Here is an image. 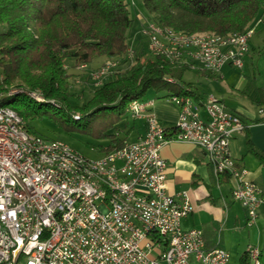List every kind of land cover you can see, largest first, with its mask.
I'll return each instance as SVG.
<instances>
[{
    "label": "built area",
    "instance_id": "built-area-1",
    "mask_svg": "<svg viewBox=\"0 0 264 264\" xmlns=\"http://www.w3.org/2000/svg\"><path fill=\"white\" fill-rule=\"evenodd\" d=\"M146 24L150 22L142 31L154 56L156 27L146 31ZM249 37L221 50L191 42L187 50L199 46V53L192 54L219 61L220 71L228 65L242 68ZM200 46H207V53H200ZM124 62L101 66L95 73L108 76ZM172 99L180 107L174 131L152 112L153 100L142 98L129 109L133 118H145V132L99 156V163L118 177L121 187L130 189L145 217H136V211L127 210L121 201L100 195L97 185L78 179L76 169L57 161L61 152L36 144L54 156L53 164H41L40 157H29L15 146L8 129H0V264H228L230 253L217 244L208 245L203 229L182 226L194 204L187 190L168 191L161 148L171 136L181 135L203 150L206 161L208 154L219 151L220 167L234 180V200L246 209L251 226L264 204V190L248 178L231 146L247 123L214 95L204 103L175 95ZM259 112L264 117V105ZM247 249L250 264H262L261 248L250 244Z\"/></svg>",
    "mask_w": 264,
    "mask_h": 264
},
{
    "label": "trees",
    "instance_id": "trees-1",
    "mask_svg": "<svg viewBox=\"0 0 264 264\" xmlns=\"http://www.w3.org/2000/svg\"><path fill=\"white\" fill-rule=\"evenodd\" d=\"M142 4L152 21L183 32H241L264 15V0H142ZM133 22L126 0H0L4 86L39 90L45 98L35 101L21 94L3 93L0 104L13 108L34 132L32 120L48 119L70 133L108 138L107 145L100 146L106 152L122 145L126 137L119 135L120 122L129 104L145 97L149 89L171 91L165 96L189 95L200 102L197 87L183 79L192 69L187 64L171 63L148 52L135 65L125 67L135 61V55L129 57V50L134 53L136 46L127 48V33ZM100 56L121 57L109 60L126 62L117 64L87 102L74 104V74L65 64L92 62ZM202 73L209 78L218 76L207 69ZM7 87L2 86V90ZM242 93L254 104L264 105V86L254 93L247 89ZM75 112L80 115L75 117ZM262 121L263 116L254 122ZM246 137L249 152L264 164V150L253 143L248 131ZM240 264H250L247 251Z\"/></svg>",
    "mask_w": 264,
    "mask_h": 264
},
{
    "label": "crops",
    "instance_id": "crops-1",
    "mask_svg": "<svg viewBox=\"0 0 264 264\" xmlns=\"http://www.w3.org/2000/svg\"><path fill=\"white\" fill-rule=\"evenodd\" d=\"M126 1L129 3V0ZM134 1V4L129 3L128 7L134 21L140 22L144 13L141 9L144 6L142 0ZM263 19L264 15L262 21ZM258 23H261V21L254 22L253 26ZM252 52L254 51H250L248 55L246 53L245 63L248 60L247 58H253ZM224 68L226 71L231 69L229 65ZM253 77L254 80L246 81V85L240 91L245 89H249L248 91L251 93L256 91L259 86L256 85L255 75ZM198 91L201 96L200 101L205 100V92L199 89ZM210 95L217 96L216 94ZM189 97L195 100L192 96ZM164 100V98L153 100L154 103L151 108L164 127L172 132L178 120L180 107L176 103ZM224 104L228 109L240 114L247 123L245 131L232 140L233 154L238 164L247 170L248 178L264 190V164L249 152L246 137L248 131L253 143L264 150V124H261L264 121L254 122L261 115L255 116L242 105ZM145 129L144 117L133 119L128 128L125 124V131L131 138L138 137L145 132ZM161 154L167 162L168 191L177 193L181 190H187L194 204V210L182 219V226L184 228L198 227L203 229L204 238L208 245L217 244L230 253L228 264H231L232 256L234 257V264H240V257L246 252L250 244L261 247L262 262L264 264V204L259 208L256 222L249 226L246 224V209L232 196L234 180L225 172L216 174L213 167L206 161L202 149L190 141L171 140L163 145Z\"/></svg>",
    "mask_w": 264,
    "mask_h": 264
},
{
    "label": "rangeland",
    "instance_id": "rangeland-1",
    "mask_svg": "<svg viewBox=\"0 0 264 264\" xmlns=\"http://www.w3.org/2000/svg\"><path fill=\"white\" fill-rule=\"evenodd\" d=\"M141 1V0H139ZM134 0H129L130 4H134ZM128 3V4H129ZM141 3V2H140ZM132 4V5H133ZM141 10L144 11L143 18L140 20V22H133V25L128 29L127 33V48L128 46L134 45L136 47H133L135 56V61L132 62L130 66H125L126 68L131 67L132 65H135L137 63V59L144 58L148 54V42L147 38L143 35L142 27L144 24L151 20L150 16L147 14L146 10L142 8ZM261 21V23H258L255 26H250L253 28V32L250 34L249 37V46L250 49L247 53L249 54L250 51L253 54V58H247V62H244V65L242 68H237L230 66L231 69L228 71L223 68L222 71H214L218 74V76L209 78L205 75H203L202 71L198 68L199 66L196 65V67H192L191 70H188L185 74L183 79L186 82H191L194 86L198 87V89L202 92H205V99L210 94H216L218 98H220L224 103L228 104H234V105H242L247 111L253 113L256 115H261L258 109V105L254 104L252 100L242 93L240 89L246 85L245 82L248 80H254V75L256 77V85L258 86H264V21H262V18L258 19ZM257 20V21H258ZM264 20V19H263ZM255 21V22H257ZM172 27V26H171ZM248 27V28H250ZM174 28V27H173ZM175 29V28H174ZM1 30V29H0ZM177 30V29H176ZM182 31V30H178ZM186 32V31H184ZM216 33L213 31H195V32H187V33ZM220 34V33H216ZM127 51V49H126ZM246 55V57H247ZM125 56V54H124ZM245 57V61H246ZM121 57H105L100 56L96 58L92 62H82L77 63L76 65L68 62L65 64V67L71 71L74 75V86L72 88V91L74 93L72 100L74 104L81 105L87 102L93 95L95 90L104 84V82L107 80V76L103 77L102 80H97L96 78H93L91 76L92 71H94L95 68L99 67L105 60L109 59H116ZM162 59V58H160ZM134 60V59H133ZM163 60V59H162ZM134 63V64H133ZM81 64H86V66H81ZM253 66V67H252ZM82 67V68H80ZM123 68V67H122ZM124 68V69H126ZM91 71V72H90ZM210 71V70H209ZM116 74V73H115ZM114 74V75H115ZM0 75H3L2 84H0V96L5 93L7 95L13 96L16 94H21L23 97H30L35 101H44L45 98L42 100H38L33 96L31 93L32 91H39L35 89H27L25 86H13V87H7L4 90H2V86H4V69L3 66L0 65ZM113 75V76H114ZM224 75V76H223ZM104 80V81H103ZM101 81V82H100ZM100 82V83H99ZM249 90V89H248ZM4 91V92H3ZM27 92L22 93V92ZM16 92V93H14ZM42 94V92H39ZM167 93H171V91L164 90L161 93H157L155 89L151 88L146 93L145 97L148 100H155L158 98H164L167 102L175 103V101L172 99L174 95H180V94H173V95H167ZM30 94V95H28ZM32 95V96H31ZM43 95V94H42ZM189 96V95H187ZM215 96V95H214ZM193 100V99H192ZM132 103V102H131ZM130 103V104H131ZM154 103V102H153ZM129 104V108H130ZM177 104V103H176ZM153 105V104H152ZM151 105V107H152ZM178 105V104H177ZM150 109L152 110V108ZM128 108V112L126 117L120 122L122 129H119V135L125 136L126 139L134 140L136 138H131L128 136L127 131H125V124L127 125V128L133 118L130 113V109ZM153 112V111H152ZM74 114H80V112H75ZM157 116V115H156ZM141 118V117H140ZM78 119V118H76ZM26 122V121H25ZM246 122V121H245ZM32 128L35 130L36 133H39L43 136L55 138L59 137L67 141L72 147L79 150L83 154L90 156V157H99L103 153H105L101 149V145H107L108 138L103 139H97L92 136H88L86 134L80 133V132H67L65 130L60 129L57 125H55L51 120L48 119H35L31 121ZM261 124H264L263 122ZM245 131V130H244ZM34 132V131H33ZM264 133V128H263ZM123 141V142H124ZM123 144V143H122ZM107 152V151H106ZM234 198V197H233ZM260 247V246H259ZM261 248V247H260ZM247 251V250H246ZM262 251V249H261ZM262 256V255H261ZM234 257H231V264H234ZM263 264V262H262Z\"/></svg>",
    "mask_w": 264,
    "mask_h": 264
},
{
    "label": "bare ground",
    "instance_id": "bare-ground-1",
    "mask_svg": "<svg viewBox=\"0 0 264 264\" xmlns=\"http://www.w3.org/2000/svg\"><path fill=\"white\" fill-rule=\"evenodd\" d=\"M149 22L150 24H146V31H153V26L156 27L157 31L152 32V40H154L157 44V46H154V53L161 56L163 60L171 63H184L191 67H196V65H198V68H205L207 70L217 72L220 71L219 61L201 60V55L192 54L199 53V46H190L189 51L187 50V45H190L191 42L203 45L213 44L214 50H221L226 46H231V44L237 43L241 37L250 35L251 30L253 29L249 28L245 31L228 34H216L212 32L187 33L177 31L169 26L159 25L152 20H149ZM164 46H168V49L175 52H166V47ZM247 51H245V55ZM178 52H180V55ZM200 53H207V46H200ZM245 55H242V63H244ZM129 57H133V51L131 49L129 50ZM115 63H117L115 60H107L103 62L99 65V67L92 71L91 76L97 80H102L103 77L107 75L98 76L95 71H97L98 68H101V66ZM81 66H86V64H81ZM111 73H108V75ZM2 78L3 75H0V84H2ZM39 92L40 91H32L31 93L38 100H43L44 97ZM25 93L27 94V92ZM175 96L189 97L185 95ZM141 100L142 99H135L132 103ZM197 103H204V100ZM9 107L10 106L0 104V110L1 113H3V116H0V129H8L7 137L12 139V142L15 143L17 148L21 149V152L27 153L29 157H40L41 164L51 165L54 163V156L50 155L48 152H41V150H38L36 147V144L51 146V151L53 153L61 152V154H57V161H61V163L66 167L77 170L78 179L97 185L100 190V195H110L111 198L121 201L123 205L126 206L127 210L136 211V217H145V210H139V204H136V198L131 196L130 189L121 187V181H119L118 177H115L114 174L110 173V170L106 169L102 163H99V157H90L83 154L62 138H50L29 130L26 127L24 120L19 119L22 117L13 108ZM260 109H262V106H260ZM129 114L133 117V113ZM78 116L79 114L75 115V117ZM9 126L14 129H9ZM17 130H22V134L18 133ZM171 140H184V137H181V135H173L171 136ZM207 161L209 163H213L212 167L216 174L224 172V170L220 167L219 151H212V154H208ZM232 196L235 199L234 187L232 188ZM246 224L249 225V219L246 220Z\"/></svg>",
    "mask_w": 264,
    "mask_h": 264
}]
</instances>
